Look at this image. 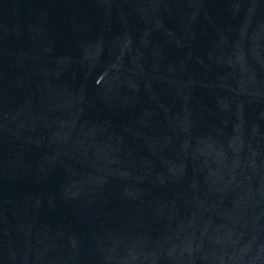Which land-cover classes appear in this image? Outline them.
<instances>
[{
  "label": "water",
  "instance_id": "obj_1",
  "mask_svg": "<svg viewBox=\"0 0 264 264\" xmlns=\"http://www.w3.org/2000/svg\"><path fill=\"white\" fill-rule=\"evenodd\" d=\"M0 264H264V0H0Z\"/></svg>",
  "mask_w": 264,
  "mask_h": 264
}]
</instances>
